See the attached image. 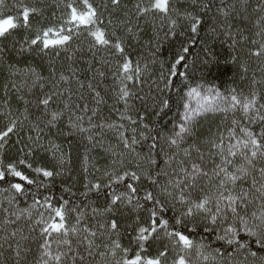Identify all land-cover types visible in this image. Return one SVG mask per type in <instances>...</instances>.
<instances>
[{
    "label": "snow or ice",
    "instance_id": "6c2138e0",
    "mask_svg": "<svg viewBox=\"0 0 264 264\" xmlns=\"http://www.w3.org/2000/svg\"><path fill=\"white\" fill-rule=\"evenodd\" d=\"M239 2L244 5L247 0ZM61 3L65 11L58 22L41 23L34 28L33 18L43 15L40 8L26 0H12L11 4L0 0V40H7L24 29L33 34L22 37L20 52L47 55L55 46L67 45L74 34L86 33L90 47L110 48L117 56L113 75L120 86L116 99L124 103L126 111H130L129 101L135 97L132 87L140 82L147 65L141 68L139 61L134 62L125 54L123 38L115 30L108 32L102 26L100 9L107 10L109 4L96 5L93 0H61ZM110 5L115 12L120 8L121 0H110ZM193 8L197 10L183 8L180 0H135L133 4L136 18L167 21L172 36L177 35V27L184 26L191 33H197L203 23L201 13L210 10L211 2L201 0L197 5L194 0ZM219 11L225 17L224 24L231 29L227 18L237 13V5L233 3ZM259 11L264 12V4L259 6ZM112 23L113 20L109 19L108 25ZM128 23L127 20H118V26ZM255 26L258 29L255 35L260 39L251 40L255 48L248 49V56L261 62L264 73V15L256 19ZM126 31L131 33L132 28L126 27ZM168 35L166 32L165 37ZM238 42L234 35L230 47L235 50ZM188 52L189 48L182 46L169 68V75L165 77L161 73L164 82L163 89L159 90L161 95L151 97L153 109H158L155 115L170 109L171 98L164 95V91L173 88L171 77L178 75L177 66L185 60L183 53ZM55 55H60L59 50ZM231 60L238 62L239 56L233 55ZM210 63L212 60L204 61L205 66ZM240 66L248 71L244 64ZM184 67L187 69L186 64ZM9 69L13 75L18 74L14 65ZM69 71L74 75L77 70L69 67ZM96 71L100 76L105 75L99 69ZM26 72L36 80L43 79L31 67ZM52 72L54 75V68ZM179 76L187 82L186 71L180 72ZM69 79L63 72L59 74L60 81L68 82ZM128 82H133L132 87ZM88 86L91 88V83ZM260 86H264V76L257 80L255 75L247 93L236 87L222 92L214 86L202 92V86L187 85L185 96H195L196 106L184 102L178 120L163 134L156 132L153 135L154 130L145 122V115L139 112L136 115L142 128L132 127L131 136L126 134L124 124L92 123L98 109H92L88 128L82 124L84 117L77 116L75 121H71L73 128L90 132L91 129L106 127L118 134L122 146V150L116 152L105 147L102 139L95 140L94 147L99 146L112 159L103 168L92 165L100 175H94L92 179L85 176V191L81 195L88 197L91 194L97 200L103 199V205L93 201L95 206H91L89 218L83 208L70 206V201L63 196L57 202L52 196H45L41 201L34 195L31 205L19 213H12L14 219H4L6 235L0 237V264H264V89ZM12 87L20 91L15 83ZM56 94L53 92L37 102V107L42 110L41 116L36 117L37 122L32 124L37 133L43 130L41 122L46 127H54L63 115L62 112L48 110ZM95 95L100 97L99 92ZM19 98L24 99L23 96ZM139 99L145 100L144 97ZM100 102L98 99L97 103ZM4 103L8 111L0 112L6 121L0 129V150L4 149L10 136L30 119L27 107L21 119L11 110L7 100ZM24 103L27 105L28 101L24 100ZM68 107L65 102L64 108ZM82 111L86 113L88 106L84 105ZM207 114H222L224 127L202 138L198 125L200 118ZM121 119L130 121L131 125L138 123L132 115L124 113H121ZM28 139L33 141L32 136ZM39 139L38 134L36 141ZM87 139L93 141L94 136L88 135ZM31 153L29 148L27 154ZM205 153L210 157L211 167L205 161ZM84 160L87 165V155ZM19 165L34 172L36 178L26 175ZM84 171L88 172L87 166ZM59 174L55 168L33 167L23 158L5 162L0 152V181L18 178L20 182L10 183V189L16 194L23 195L25 185L50 187V182ZM63 191L72 193L71 187L67 186ZM12 199L15 200V196ZM125 213L133 217L127 227L121 220ZM22 217L30 222L28 228L35 234L32 239L38 242V255L31 261L30 237L24 235L22 228L7 233V226ZM193 233L214 237V241H195ZM125 239L127 244L123 243Z\"/></svg>",
    "mask_w": 264,
    "mask_h": 264
},
{
    "label": "trees",
    "instance_id": "16d2710c",
    "mask_svg": "<svg viewBox=\"0 0 264 264\" xmlns=\"http://www.w3.org/2000/svg\"><path fill=\"white\" fill-rule=\"evenodd\" d=\"M11 2L12 0H7V3L11 4ZM26 2L40 8L43 13L42 16L33 18L34 28L41 23L47 25L58 22L65 11L61 0H26ZM93 2L101 6L105 3L109 4L107 10L103 7L100 9L103 13L101 18L104 23L102 26L106 27L108 32L115 30L123 38L125 54L134 62L139 61L141 68L147 65L140 82L135 83L134 87H132L133 82H128L135 93V97L129 101L131 110L126 111L124 103L117 102L116 99V92L120 86L119 81L113 75L117 66V56L113 55L110 48L90 47V38L86 33L83 35L74 34L73 39L67 45L55 46L53 50L48 51L47 55H38L35 52L27 51L20 52V43H23L22 37L33 34L24 29H20L7 40H0V48L3 49L0 52V112L8 111L4 103L7 100L11 110L21 119L26 107L30 114V119L24 122L23 127L18 129L17 133L10 136L8 143L0 152L3 153L5 162L23 158L32 163L33 167L55 168L60 173L50 182V187H39L36 184L25 185L23 195L16 194L10 189V183L20 182L18 178L9 177L6 181H0V237L6 235L5 217L14 219L12 213H19L31 205L34 195L41 201L45 196H52L57 202L63 196L70 201V206L83 208L89 218L91 217V206H95L92 204L93 201L103 205V199L97 200L91 194L88 197L81 195L85 191L83 187L86 183L85 176L92 179L94 175H100L95 172L92 165L103 168L112 159L110 154L105 153L99 146L94 147L95 140L102 139L105 147H111L116 152H120L122 146L119 143L118 134L106 127L91 129L90 132H80L77 128H73L71 121H75L77 116L84 117L82 124L88 128V117L92 116V109H98L96 116L92 117V123L124 124L126 134L131 136L132 127H138V130L142 128L136 115L139 112L145 115V122L154 130L153 135L156 132L163 134L171 129L173 123L178 120V114L183 111L182 104L191 102L192 97L185 96L188 91L187 85L202 86L200 88L202 92L207 87L214 86L222 92L236 87L247 93L253 75L257 80L264 76L261 71V62L257 58L248 56V49L255 48V45L251 44V40L260 39L255 35L258 31L255 21L259 16L264 15V12L259 11V6L264 4V0H247L244 5H241L239 0H210L211 8L201 13L203 23L197 33H191L184 26L176 28L177 35L175 36L170 34V25L167 21L160 19L145 21L136 18L133 10L135 0H121L120 8L115 12L112 11L110 0H93ZM195 2L199 5L201 0H195ZM193 3L194 0H180L182 7L189 11L197 10L193 8ZM233 3L237 5V13H233L227 18V22L232 25L229 29L224 24L225 17L219 9L226 8ZM245 16L248 19H244ZM109 19L113 20L112 25H108ZM118 20H127L129 23L118 26ZM181 24L186 25V22L181 21ZM126 27H131L132 32L128 33ZM213 28L216 29L215 32L212 31ZM166 32L169 33L167 38L165 37ZM238 32L240 35H236ZM225 33L230 34L225 35ZM234 35L239 41L235 50L230 47ZM24 46L27 47L26 44ZM182 46L188 47L189 52L183 53L185 60L177 66L178 75L171 77L174 81L173 88L171 91H164V95L171 98L170 109H166L165 112L157 116L155 111L158 109H153L151 97L161 95L159 90L164 87L161 73L165 77L169 75V68L180 53ZM56 50H59V56L55 55ZM233 55L239 56L238 62H232ZM206 60H212V63L205 66L204 61ZM185 64L187 69L184 67ZM241 64L247 67V72L241 68ZM10 65L15 66L17 75L12 74L9 69ZM29 67L35 69L43 79L36 80L34 76L27 73L26 69ZM69 67L77 70L74 75L69 71ZM53 68L55 69L54 75ZM97 69L103 71L105 75L100 76ZM185 71L187 72V82L179 76L180 72ZM61 72L70 77L68 82L59 80ZM13 83L20 89L19 92L12 87ZM89 83L92 85L91 88L88 86ZM81 85L83 86L81 87ZM260 87L264 89V86ZM53 92L57 94L53 97L48 110L49 112L59 111L63 115L55 122L54 127H46L41 122L40 128L43 130L37 133L32 128V124L37 122L36 117L41 116L42 111L37 107V102ZM96 92L100 93V97H96ZM20 96H23L24 99H20ZM140 97H144L145 100L141 101ZM98 99L101 101L99 104L97 103ZM24 100L28 101L27 105ZM65 102L69 105L67 109L64 108ZM84 105L88 106L86 113L82 111ZM121 113L132 115L133 119L138 120L137 125H131L130 121L122 120ZM222 121V114H207L200 118L198 127L201 137L216 133L218 129L223 128ZM5 123L6 121L0 116V129L4 127ZM38 134L40 139L36 141ZM88 135H93L94 140L89 141ZM29 136L33 137L35 143L28 139ZM18 140L19 143H17ZM29 148L32 149L30 155L27 154ZM21 149L23 152L20 151ZM89 149L91 151H88ZM124 151L126 152V150ZM86 155L88 156L87 165L84 160ZM61 158L64 160L63 163H61ZM205 161L211 167L210 157L207 153H205ZM86 166L88 167L87 173L84 171ZM18 167L29 177L36 178V174L27 167L22 165ZM169 171L171 170L169 169ZM65 186L71 187L72 193L64 192ZM4 189H8V191H4ZM14 196L15 200L12 199ZM132 219L133 217L128 213L121 217L125 227L131 223ZM91 222L95 223L94 220ZM28 223L30 222L22 217L15 224L7 226V233L19 228L24 230V235L30 237V246L33 249L29 256L31 261L34 256L38 255V242L32 239L35 234L30 232ZM192 238L195 241L201 239H204L205 242L208 239L214 241V237H202L196 233L192 234ZM123 243L127 244V239Z\"/></svg>",
    "mask_w": 264,
    "mask_h": 264
},
{
    "label": "rangeland",
    "instance_id": "374dc122",
    "mask_svg": "<svg viewBox=\"0 0 264 264\" xmlns=\"http://www.w3.org/2000/svg\"><path fill=\"white\" fill-rule=\"evenodd\" d=\"M197 103V98L195 96L192 97L190 104L195 107Z\"/></svg>",
    "mask_w": 264,
    "mask_h": 264
},
{
    "label": "bare ground",
    "instance_id": "6f19581e",
    "mask_svg": "<svg viewBox=\"0 0 264 264\" xmlns=\"http://www.w3.org/2000/svg\"><path fill=\"white\" fill-rule=\"evenodd\" d=\"M77 161V160H76ZM3 217V216H2Z\"/></svg>",
    "mask_w": 264,
    "mask_h": 264
}]
</instances>
